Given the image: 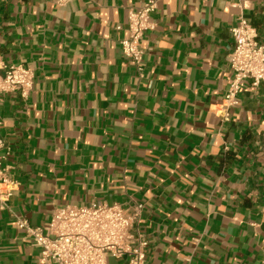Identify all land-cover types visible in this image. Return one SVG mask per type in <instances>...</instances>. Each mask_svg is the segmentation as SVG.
I'll return each mask as SVG.
<instances>
[{"label": "crops", "instance_id": "1", "mask_svg": "<svg viewBox=\"0 0 264 264\" xmlns=\"http://www.w3.org/2000/svg\"><path fill=\"white\" fill-rule=\"evenodd\" d=\"M144 1L0 0V56L36 73L0 106L10 209L43 225L57 206L134 200L146 264H264V83L218 114L232 28L243 16L264 44V0H159L140 75L121 40ZM0 264H44L9 209Z\"/></svg>", "mask_w": 264, "mask_h": 264}, {"label": "built area", "instance_id": "2", "mask_svg": "<svg viewBox=\"0 0 264 264\" xmlns=\"http://www.w3.org/2000/svg\"><path fill=\"white\" fill-rule=\"evenodd\" d=\"M70 1L57 0V4L65 5ZM158 3L159 0H146L130 8L126 24L128 34L121 40L122 52L134 62L140 75L144 73L146 56L142 39L146 32L156 28L154 13ZM232 34V79L218 108L223 122L231 120L244 83L249 82L254 87L264 83V44L260 42L258 29L242 16L232 28ZM35 77L31 67L23 63H5L0 56V106L4 97L12 92H19L24 98L29 96ZM1 123L0 119V126ZM3 146L0 134V149ZM6 159L7 153L0 154V209H9L16 225L40 248L42 263L110 264V257L126 256L130 264H146L149 242L140 228L141 203L98 200L86 205L66 204L57 206L47 223L33 225L28 218L10 209L11 198L20 182L12 176V167Z\"/></svg>", "mask_w": 264, "mask_h": 264}]
</instances>
